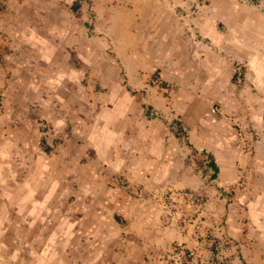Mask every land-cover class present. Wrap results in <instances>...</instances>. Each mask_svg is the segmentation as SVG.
Returning <instances> with one entry per match:
<instances>
[{
	"label": "rangeland",
	"instance_id": "1",
	"mask_svg": "<svg viewBox=\"0 0 264 264\" xmlns=\"http://www.w3.org/2000/svg\"><path fill=\"white\" fill-rule=\"evenodd\" d=\"M145 1L144 24L128 29L129 54L143 67L150 99L187 96L189 111L199 101L208 105L198 121L209 150L189 143L193 125L186 115L166 120L143 90L118 125L130 136L101 154L93 129L110 98H119L108 96L109 80L126 83L118 67L107 75L103 56L110 47L96 38L100 65L79 88L62 89L55 72L35 59L30 41L44 14L56 22L68 11L92 32L93 7L104 1L0 0V205L8 194L30 193L28 210L42 207L28 232L11 228L9 236L53 247L58 264H264V90L243 93L253 84L247 61L233 56L237 20L225 25L210 0H159L161 10ZM219 1L243 5L238 12L253 16L244 28L263 51L264 0ZM204 24L223 31L226 41L211 39ZM164 133L172 137L163 156L172 169L159 179L155 162L143 165L150 155L135 152L147 154Z\"/></svg>",
	"mask_w": 264,
	"mask_h": 264
},
{
	"label": "crops",
	"instance_id": "2",
	"mask_svg": "<svg viewBox=\"0 0 264 264\" xmlns=\"http://www.w3.org/2000/svg\"><path fill=\"white\" fill-rule=\"evenodd\" d=\"M53 1L50 0V5H53ZM103 1L105 6L97 2L95 7H93L96 18L92 32L89 30L90 27L88 29L90 25H88L84 18H70L71 16H69L68 11L63 12L56 22L44 14V16L35 17L37 19L36 23L40 28L34 39L30 41L31 50L35 52V59L43 63L46 68L52 69V72H55L54 84L57 87L61 86L62 89L67 87L77 88L82 83L86 73H94L95 68L100 65L96 63V60L101 56V52L97 49L96 44L98 38V40L105 42L110 47L111 52L107 53V56H103L105 65L108 66L107 75L111 76L112 68L118 67L124 71L126 83L124 85L112 84V81L109 80L108 96L110 92H112V96L119 93V98L115 100L110 98V103L105 105L102 110L99 120L101 125L97 126L95 124L94 126L93 137L100 148L99 152L107 154L112 150L113 144L116 143L119 137L128 138L130 136L128 132L123 133L118 131V125L119 122L125 121V117L131 110V106L137 104V92L143 90H146L147 93L145 97L146 102L166 120H172L179 115H182V117L186 115L185 118L193 125L187 137L189 143L193 144L196 148H204L203 150L208 151L211 144L206 139V133L201 128V121H198L202 114L207 111L208 105L199 101L189 111L186 104L189 101V99H186L187 96L182 99L171 100H169V97L164 96H158L153 100L150 99V92L145 89L146 83L143 80V67L141 64L134 63L132 55L129 54L127 47L133 40V34H130L128 29L134 23L135 26L139 24L142 26L144 24L142 17L143 12L147 9L146 1L118 0L116 3L110 2L111 0ZM151 1L154 8L163 9V5L159 3V0ZM210 1L215 15L220 16L225 25L231 21L234 23L237 20L235 24L238 26L233 30L235 34L231 36L233 56L245 64L247 61L248 67L246 73L250 75L253 84L252 86L247 82L243 87V93L246 94V91L253 90L254 88L264 90V50L255 49L248 31L249 28H244L245 26L254 24L255 20L253 16L245 18L242 12H238L237 8L244 10L243 5H241L242 7L227 8L219 0ZM155 2H158V4ZM128 4H130V7H127ZM232 9L233 11L230 15L225 12ZM131 14L133 17L130 16ZM99 15H101V20L99 19ZM77 21H81V25L79 24L78 28L76 27ZM117 25L119 29L116 27ZM204 29L205 33L216 42L224 43L226 41L223 31L212 28L207 24H204ZM164 37L169 38L170 34L167 32ZM171 142L172 137L169 136V133H164L162 136L155 137L150 142V148L146 150L147 154L141 150L135 152V155L142 157H149L150 155L147 161H142L143 165L155 162L154 169L156 177L159 179L164 178L167 172L172 169L167 160L163 158V156L169 154V152H166V149H168L167 144ZM125 155H128V152ZM212 157L217 164L214 155ZM135 159H137V156ZM217 166L219 167L218 164ZM9 181L11 180L9 179ZM32 202V195L30 193L25 195L12 193L7 195L3 207L0 205V264H58L59 259L55 257L53 247H44L42 244L32 247L30 243L15 241L12 238L13 241L11 240V236H9L10 231H12L11 228L15 229L17 227L19 228V232H28L30 230L29 223L33 217L41 216L42 207H38L37 210H28ZM9 207L14 209L12 210V214L14 215L11 217V213L8 210ZM15 218H20L21 220L20 222L18 221V225L14 221ZM61 264L63 263L61 262Z\"/></svg>",
	"mask_w": 264,
	"mask_h": 264
},
{
	"label": "trees",
	"instance_id": "3",
	"mask_svg": "<svg viewBox=\"0 0 264 264\" xmlns=\"http://www.w3.org/2000/svg\"><path fill=\"white\" fill-rule=\"evenodd\" d=\"M80 7L79 4L75 5L74 9H78ZM81 14L78 13V16H80ZM211 167L214 170V174H213V178L216 177L218 171H219V167L217 166V164L215 163V161L213 160L211 162Z\"/></svg>",
	"mask_w": 264,
	"mask_h": 264
}]
</instances>
